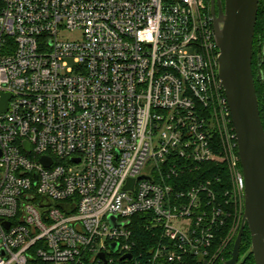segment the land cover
Here are the masks:
<instances>
[{
	"label": "built area",
	"instance_id": "obj_1",
	"mask_svg": "<svg viewBox=\"0 0 264 264\" xmlns=\"http://www.w3.org/2000/svg\"><path fill=\"white\" fill-rule=\"evenodd\" d=\"M0 2V264H219L245 180L209 3ZM205 162L230 187L174 181Z\"/></svg>",
	"mask_w": 264,
	"mask_h": 264
},
{
	"label": "water",
	"instance_id": "obj_2",
	"mask_svg": "<svg viewBox=\"0 0 264 264\" xmlns=\"http://www.w3.org/2000/svg\"><path fill=\"white\" fill-rule=\"evenodd\" d=\"M260 0H210L214 39L219 50L218 77L236 135L237 153L245 180L244 208L231 256L224 264H237L243 230L250 234L255 264H264V129L260 118L252 70L253 36ZM261 54L257 56V80L263 78ZM10 93H0V112L7 110ZM26 151L29 144L23 141ZM48 166L51 159L42 156ZM141 177V176H140ZM132 179L124 188L131 187ZM111 222L112 217H109ZM112 224V223H111ZM113 251L116 244H112ZM100 257L104 259L103 253ZM124 257L131 258V254Z\"/></svg>",
	"mask_w": 264,
	"mask_h": 264
},
{
	"label": "trees",
	"instance_id": "obj_3",
	"mask_svg": "<svg viewBox=\"0 0 264 264\" xmlns=\"http://www.w3.org/2000/svg\"><path fill=\"white\" fill-rule=\"evenodd\" d=\"M209 3V0H206ZM1 5V2H0ZM264 48V5L259 2L257 9V17L254 26V36H253V56H252V70L254 74V84L256 89V95L258 100V108L260 113V118L262 121L263 129H264V63L262 65V74L263 78L257 80V51L258 48ZM221 150V148H220ZM209 179L212 184L215 185V188L219 189H227L231 185V179L229 174V169L226 162H205L199 165L198 168L192 170H186L182 172L178 178L174 181L178 180L179 183H183L185 185H190L196 183L198 181H203ZM229 211H233V209H228ZM138 218V216H135ZM136 218V219H137ZM233 218L231 216L226 217L225 225L221 226L218 232V237L220 238V242L226 237L229 232L231 221ZM135 236L137 239V246L144 250L147 246L150 245V240L152 234L149 230H146L141 227V222H136L134 226ZM237 234V231H236ZM236 237V235H235ZM235 237H231L229 241L226 243L224 248L222 249L221 255L223 256V260L221 259L219 264H223V262L230 258L231 250L233 247V243ZM177 264H202V261L197 257H186L182 263ZM237 264H255L253 255L251 252V243H250V234L248 229L245 227L243 230L240 248H239V259Z\"/></svg>",
	"mask_w": 264,
	"mask_h": 264
},
{
	"label": "rangeland",
	"instance_id": "obj_4",
	"mask_svg": "<svg viewBox=\"0 0 264 264\" xmlns=\"http://www.w3.org/2000/svg\"><path fill=\"white\" fill-rule=\"evenodd\" d=\"M80 36H81V34L79 31H63L61 33V37L64 39H77V38H80ZM261 50L264 53V48H261ZM68 63L72 64L71 60H68ZM235 235H236V232H233V234L231 236L235 237Z\"/></svg>",
	"mask_w": 264,
	"mask_h": 264
},
{
	"label": "flooded vegetation",
	"instance_id": "obj_5",
	"mask_svg": "<svg viewBox=\"0 0 264 264\" xmlns=\"http://www.w3.org/2000/svg\"><path fill=\"white\" fill-rule=\"evenodd\" d=\"M220 1H221L222 4H224V0H220ZM260 2L264 5V0H260ZM259 53L261 54V59H262V63H261V69H262V65L264 63V53L262 52L261 47L258 48L257 56H258ZM257 68H258V66H257Z\"/></svg>",
	"mask_w": 264,
	"mask_h": 264
},
{
	"label": "bare ground",
	"instance_id": "obj_6",
	"mask_svg": "<svg viewBox=\"0 0 264 264\" xmlns=\"http://www.w3.org/2000/svg\"><path fill=\"white\" fill-rule=\"evenodd\" d=\"M243 205H244V202H243ZM242 215H243V212H242ZM225 261H226V260H225ZM225 261H224V262H225ZM223 264H224V263H223Z\"/></svg>",
	"mask_w": 264,
	"mask_h": 264
}]
</instances>
